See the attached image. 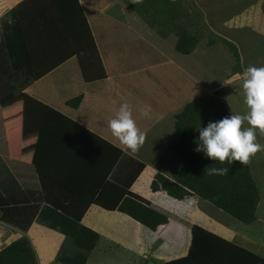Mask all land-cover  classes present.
Wrapping results in <instances>:
<instances>
[{
	"label": "crops",
	"instance_id": "1",
	"mask_svg": "<svg viewBox=\"0 0 264 264\" xmlns=\"http://www.w3.org/2000/svg\"><path fill=\"white\" fill-rule=\"evenodd\" d=\"M22 1L0 0V17ZM45 1L51 2L50 15L60 16L52 0ZM79 3L106 76L85 81L74 54L1 103L3 167L0 178L13 179L3 185L9 187L0 188V196L10 195L16 202L8 204L4 218L0 209V250L25 236L33 247L37 264H63L58 260L60 254L72 256L80 251L70 237L42 224L38 210L46 197L54 196L55 188L51 183L70 193L76 190L92 162L94 155L91 154L97 153L100 144L95 149L93 144L77 140L62 151L57 142L49 141L34 153L35 156L28 155L25 140H21V132L27 128L26 102L20 101L17 106L14 101L17 97L23 100L30 97L62 112L65 120L77 122L120 149L122 154L107 179L128 186L129 191L155 212L152 225H147L125 211L90 204L80 223L95 231L99 238L87 252L85 264H158L183 257L191 246L195 224L264 257V246L248 235L243 221L231 215L225 222L203 217L197 197L190 194L178 199L162 186L151 188L156 176L179 184L173 172L180 168L181 159L170 149L180 136L175 129V114L186 103L223 87L225 90L231 81L241 80L246 75L244 60L250 61V66H264V0H79ZM58 21L63 31L59 36L67 39L64 26ZM181 33L189 34L194 41L189 53L176 49ZM1 39L2 35L0 42ZM68 40L67 50L79 48L78 40L74 42L69 37ZM133 41L142 46L141 53L135 56H131L129 49ZM226 57L239 67L230 66L228 75L217 80L219 72L226 67ZM186 58L194 64L193 74L185 65ZM67 64L77 69L83 90H74L72 96L62 97L58 103L33 92L37 83L46 81L45 84L55 86L56 81L61 82L57 72L61 75L59 69ZM169 68L171 72H164ZM11 76H5L9 82L15 79L24 84L25 76L21 72L14 71ZM172 81L174 92L169 89ZM52 90L56 92V88ZM6 93L7 87L0 82V99ZM77 96H80L77 105L67 103ZM223 98L225 94L221 93ZM122 103L131 106L137 127L145 133L144 143L136 152L113 136L109 127V121ZM9 124L19 127L20 133L11 136ZM13 140L18 141L16 146ZM77 143L84 145L76 150ZM39 176L46 180L44 187ZM34 205L38 207L37 212L27 227L12 221L22 218L19 214ZM163 217L165 221H160Z\"/></svg>",
	"mask_w": 264,
	"mask_h": 264
},
{
	"label": "trees",
	"instance_id": "2",
	"mask_svg": "<svg viewBox=\"0 0 264 264\" xmlns=\"http://www.w3.org/2000/svg\"><path fill=\"white\" fill-rule=\"evenodd\" d=\"M60 16L50 15L48 8L50 2L39 0H24L9 11L11 22L3 28L0 42V82L7 87V93L0 99L4 103L17 92L24 89L30 81L36 80L56 67L58 64L76 54L81 73L85 81L102 79L106 76L101 63L95 41L89 28L86 17L82 11L79 0H53ZM60 20L64 26L67 39L59 36L63 33L58 26ZM72 41L79 43V48L67 50L66 45ZM83 42V48L81 43ZM194 41L187 33H181L176 43V49L181 53H189ZM14 71H19L25 76L24 84L19 89L8 81ZM7 76L2 80V76ZM80 96L67 101L77 105ZM230 116L221 99L219 91L200 96L188 103L182 110L175 114V129L179 133V141L170 145V149L189 168L191 173L199 174L195 181L185 180L179 184L169 181L162 176H156L151 183L152 189L162 186L169 195L178 199L183 198L189 189L195 190V185L201 188L208 187L224 193L221 202H216L235 218L246 221L253 216L257 203V190L252 178L248 175L246 166L234 160L229 164L224 161L228 171L209 174L208 169L218 168L219 160H213L204 153L194 151L196 141L194 135L188 131L189 121L204 122L205 120L219 121ZM68 121L61 129L63 135L74 140L93 144L99 148L97 153L91 154L92 162L73 193L51 183L55 188L54 196L46 197L45 203L38 210V217L42 224L55 229L70 237L80 251L72 256L60 254L58 260L63 264H85L87 252L96 244L99 235L83 226L80 219L90 204H96L106 210H122L135 219L152 225L151 218L154 211L147 208L142 198L128 190V186L121 185L107 179L109 171L117 161L122 151L112 146L96 134L84 129L69 125ZM187 123V129L184 124ZM77 143V148L84 144ZM76 148V150H77ZM208 160H212L209 164ZM207 164V165H206ZM81 173V172H79ZM162 178L165 182L161 183ZM42 187L43 177L39 176ZM175 183L181 185L180 191L174 190L165 184ZM188 188V189H187ZM15 197L0 196L1 217L6 216V207L15 201ZM11 201V202H9ZM26 198V203H29ZM13 202V203H14ZM37 205L24 209L22 218L12 219L21 227H27L33 215L37 212ZM160 221H165L163 217ZM0 264H37L33 247L28 238L21 236L0 250ZM158 264H264L261 257L223 237L210 232L200 225H193L191 246L183 257L161 262Z\"/></svg>",
	"mask_w": 264,
	"mask_h": 264
},
{
	"label": "rangeland",
	"instance_id": "3",
	"mask_svg": "<svg viewBox=\"0 0 264 264\" xmlns=\"http://www.w3.org/2000/svg\"><path fill=\"white\" fill-rule=\"evenodd\" d=\"M39 2V0H37ZM44 1V0H42ZM53 6L54 1L52 0ZM51 4V2H50ZM11 22L10 13L7 12L3 16L0 17V37L3 32V27ZM175 34V32H174ZM130 39V38H129ZM121 48H124V45H121ZM141 44L139 42H131L129 49L132 50V55L135 56L138 53H141ZM235 63L238 60H234ZM185 65L188 69H190L191 73H194L193 67L194 64H192V61L189 59L184 60ZM224 63L226 67L223 69L222 72H219V76L217 80H220L225 75H228L229 67L233 66L234 68L239 67V64L236 66V64H233L228 57L224 60ZM239 63V62H238ZM245 67L247 68L250 66L251 62L248 60H244ZM198 66V65H197ZM260 67V66H259ZM244 68V70L246 69ZM61 75L57 72V79H62L61 82H55L56 85L53 84H45L46 81L42 83L36 84V89H33L34 93H39L44 96H48L47 98L49 100L53 99L54 102H60L62 97L64 96H72L74 93V90H83V86L81 85V78L79 77V73L77 72V69L74 68L72 64H67L63 66L61 69ZM171 72V69H165L164 72ZM198 71V68L197 70ZM56 76V75H55ZM2 80H5L6 77L2 76ZM246 78V75H243L240 79H236L234 81H231L229 84H227L226 89H218L217 91L225 94V98H223L224 102L227 104L230 115L233 113H239L241 115L248 112V107L244 102V89H243V82ZM10 83L14 86V88L17 90L20 88L21 84L18 80L12 79L10 80ZM63 84V85H62ZM59 85H62L61 87ZM186 85H189L186 82ZM41 87V88H38ZM202 87V85H201ZM52 88H56V92L52 90ZM170 90L175 91V87L172 84L169 86ZM18 93V92H17ZM206 95V94H205ZM22 101L26 102V111H27V128L26 130H22L21 134L23 137H21V140H25L26 144V152L28 155L35 156V152L43 147V144L46 142H57L59 144L60 149H66L68 144H72L76 140L70 136L63 135L61 132V125H65L68 121L64 119L63 114L57 112L56 110L52 109L50 106L44 105L42 103H38L31 99L30 97H27V100L20 99L17 97L14 101V104H17ZM57 102V103H58ZM1 105V102H0ZM14 119L17 121L18 116L15 115ZM2 121L1 118V107H0V122ZM209 123L208 120H205L204 122H193L189 121L188 131H190V134L194 135L195 141L197 140V137L199 135L198 128L197 127H204ZM1 125V123H0ZM62 125V126H63ZM69 125L74 127H80L77 122H69ZM251 125L245 121L242 124V129L245 127H250ZM184 127L187 129V123L184 124ZM9 133H11V136L14 135L15 132L18 134L20 133L19 127H12L11 124L8 126ZM256 135H257V142L261 145H264V133H262L259 128L255 129ZM36 140V143H35ZM0 141H1V135H0ZM14 141V145L16 146V142ZM77 147H75L76 149ZM62 150V151H64ZM212 160H208L209 164ZM206 164V165H207ZM243 166H246L248 175L252 178L254 185L257 190V203L256 207L254 209L253 216L248 217V219L244 222L248 227V235H251L256 241L260 242L264 246V150L258 151L254 155L250 156L249 161ZM2 167L3 163L0 159V176H2ZM227 168L226 164L224 162L219 163V167L217 169H224ZM228 169V168H227ZM173 176L175 179L180 180L181 183L183 181L197 180L200 176L199 174L191 173L187 165L182 162L180 168L173 172ZM13 179V178H12ZM11 179V180H12ZM166 179V178H165ZM11 180H4L0 178V188L2 187H9V186H3L5 184H9ZM164 179L162 178L161 183L164 185ZM166 186L174 189L179 190L181 189V185H177L175 183L171 185L165 184ZM196 189L191 190L189 189L187 191V194L184 196L192 195L197 197L199 201V205L201 207L202 216L210 218L213 217L215 219H218L220 221L225 222V218H232L233 216L230 214L227 210L224 208L222 209L219 205L215 204L216 202H221L222 197L225 195L222 192L216 191V190H209L208 187L201 188L200 185H195ZM188 189V188H187ZM234 217V216H233ZM245 227V226H244Z\"/></svg>",
	"mask_w": 264,
	"mask_h": 264
},
{
	"label": "clouds",
	"instance_id": "4",
	"mask_svg": "<svg viewBox=\"0 0 264 264\" xmlns=\"http://www.w3.org/2000/svg\"><path fill=\"white\" fill-rule=\"evenodd\" d=\"M243 82L244 102L248 112L241 115L231 114L219 121H210L204 127H197L199 135L194 151L220 162L234 160L245 164L250 156L264 150V145L257 142L256 128L264 133V66H248ZM247 121L251 126L242 129ZM112 135L118 138L132 152H136L144 143L145 133L141 131L133 118L131 106L122 103L115 117L109 121ZM209 174H225L228 169L212 168Z\"/></svg>",
	"mask_w": 264,
	"mask_h": 264
}]
</instances>
